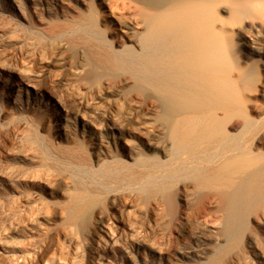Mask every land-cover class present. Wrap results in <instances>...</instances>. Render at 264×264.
<instances>
[{"label": "rangeland", "instance_id": "374dc122", "mask_svg": "<svg viewBox=\"0 0 264 264\" xmlns=\"http://www.w3.org/2000/svg\"><path fill=\"white\" fill-rule=\"evenodd\" d=\"M255 4L245 0L221 14L254 37V46L236 32L227 41L242 96L264 72V10ZM91 12L100 26L105 1L0 0V264H201L212 241L197 218L172 236L147 212L151 195L135 183L108 182L115 198L89 193L104 187L90 173L131 163L125 140L133 153L154 152L118 127L133 103L129 82L93 69L70 31L74 15ZM261 103L264 95L254 107ZM78 195L84 211L73 218ZM105 223L118 239L113 246H101Z\"/></svg>", "mask_w": 264, "mask_h": 264}, {"label": "bare ground", "instance_id": "6f19581e", "mask_svg": "<svg viewBox=\"0 0 264 264\" xmlns=\"http://www.w3.org/2000/svg\"><path fill=\"white\" fill-rule=\"evenodd\" d=\"M104 1L103 24L92 12L74 15L70 31L86 45L93 69L129 82L133 103L118 127L154 152L133 153L125 140L131 163L90 173L104 187L89 193L115 198L108 182L135 183L151 195L147 212L170 235L191 217L202 223L212 245L201 264H264V103L254 107L264 95V72L242 96L227 41L236 32L254 46V37L221 16L245 0ZM254 8L264 10V0ZM84 201L75 197L71 217ZM101 231V246L117 243L108 223Z\"/></svg>", "mask_w": 264, "mask_h": 264}]
</instances>
